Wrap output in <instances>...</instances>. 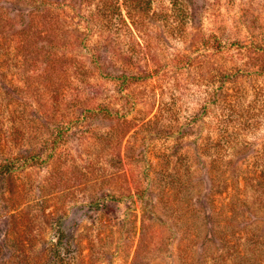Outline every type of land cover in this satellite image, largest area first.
<instances>
[{
	"label": "rangeland",
	"instance_id": "rangeland-1",
	"mask_svg": "<svg viewBox=\"0 0 264 264\" xmlns=\"http://www.w3.org/2000/svg\"><path fill=\"white\" fill-rule=\"evenodd\" d=\"M103 1L0 0V264H264V0Z\"/></svg>",
	"mask_w": 264,
	"mask_h": 264
},
{
	"label": "trees",
	"instance_id": "trees-1",
	"mask_svg": "<svg viewBox=\"0 0 264 264\" xmlns=\"http://www.w3.org/2000/svg\"><path fill=\"white\" fill-rule=\"evenodd\" d=\"M122 1V3H121ZM151 5L149 0H104L102 4L97 9V13L101 15L103 18H109L110 15L122 14L123 9H125L128 18L132 20V23H136V20L147 13V8ZM73 11L75 10V5L72 4L67 5ZM173 8L180 9V5L178 3H173ZM46 11V10H45ZM44 11V12H45ZM49 11V10H48ZM44 12H36V16L44 15ZM54 264H58V261H54Z\"/></svg>",
	"mask_w": 264,
	"mask_h": 264
}]
</instances>
